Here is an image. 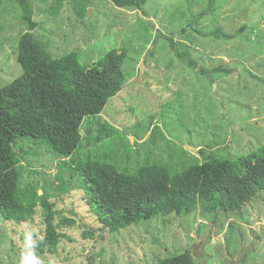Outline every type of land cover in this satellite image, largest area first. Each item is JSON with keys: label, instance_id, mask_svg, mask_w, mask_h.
<instances>
[{"label": "rangeland", "instance_id": "1", "mask_svg": "<svg viewBox=\"0 0 264 264\" xmlns=\"http://www.w3.org/2000/svg\"><path fill=\"white\" fill-rule=\"evenodd\" d=\"M76 1L30 0L35 39L55 57L75 51L82 64L126 48L125 82L98 115L84 118L81 144L69 156L45 141L16 139L19 187L37 207L21 224L0 218V264H18L26 225L43 234L41 195L53 204L57 220L73 221L61 228L57 252L40 255L43 264H154L183 251L194 264H264V190L239 211L196 209L110 232L69 173L87 153L103 150L112 149L103 159L121 172L155 163L173 173L202 162L203 151L234 159L263 145L264 0H214L210 7L209 0H146L145 13L88 0L83 17ZM187 23L191 27L181 32ZM216 29L232 37L205 36ZM25 30L18 3L0 0V87L22 72L16 54ZM163 35L173 37L184 59ZM218 66L228 72L214 70ZM103 122L115 131L94 143L88 130Z\"/></svg>", "mask_w": 264, "mask_h": 264}, {"label": "trees", "instance_id": "2", "mask_svg": "<svg viewBox=\"0 0 264 264\" xmlns=\"http://www.w3.org/2000/svg\"><path fill=\"white\" fill-rule=\"evenodd\" d=\"M15 1L26 30L17 42L16 59L22 72L0 87V218L21 224L32 218L37 204L19 187L12 149L16 139L45 141L62 157L72 154L81 144L80 126L84 118L98 115L108 99L122 89L125 82L122 66L127 49L112 48L91 64L80 63L75 51L52 56L34 37L38 22L33 19L30 0ZM109 1L115 7L145 13L146 0ZM86 2L88 0L75 3L79 5L80 17L84 16ZM213 2L209 0V7ZM191 25L187 23L181 32ZM193 30L199 32L196 28ZM215 31L205 36L232 37L229 33ZM163 37L182 58L185 52L174 48L173 37ZM188 65L204 73L193 59H188ZM214 70L226 71L220 66ZM114 131L107 122L98 123L95 131L88 130L94 133L91 136L94 143L106 141ZM111 151L87 153L82 162L74 167L69 165L70 171L66 168L71 176L78 178L86 203L97 221L110 232L141 220L187 215L196 209L202 214L239 211L264 190V144L234 159H220L200 150L203 151L202 162L173 173L155 163L140 165L133 173L118 171L115 165L103 159L109 157ZM37 197L44 208L43 233L47 234L38 254H55L64 236L61 228L71 226L73 221L57 220L53 204L42 195ZM154 264H194V261L189 252L183 251Z\"/></svg>", "mask_w": 264, "mask_h": 264}, {"label": "clouds", "instance_id": "3", "mask_svg": "<svg viewBox=\"0 0 264 264\" xmlns=\"http://www.w3.org/2000/svg\"><path fill=\"white\" fill-rule=\"evenodd\" d=\"M46 239V233L42 234L38 229L26 225L18 264H43L38 249L46 242Z\"/></svg>", "mask_w": 264, "mask_h": 264}]
</instances>
